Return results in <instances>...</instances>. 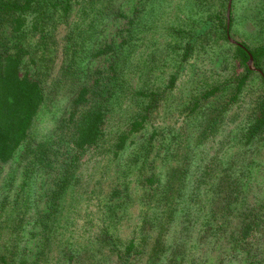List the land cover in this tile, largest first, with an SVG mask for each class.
Listing matches in <instances>:
<instances>
[{"label":"rangeland","instance_id":"1","mask_svg":"<svg viewBox=\"0 0 264 264\" xmlns=\"http://www.w3.org/2000/svg\"><path fill=\"white\" fill-rule=\"evenodd\" d=\"M233 1L230 38L250 48L264 44V0ZM224 6V0H75L68 15L45 7L44 40L32 30L37 12L23 17L13 37L4 25L0 41L22 43V68L44 93L28 142L0 164V255L10 264L24 258L32 264L39 251L34 264H65L69 254L72 264H119L116 254L132 239L142 251L132 250L125 264L243 263L222 230L224 192L237 185L231 229L264 208V141L248 145L242 137L263 86L252 73L230 104L245 70L219 23ZM83 85L106 117L100 140L77 151L69 143L70 113ZM214 87L218 92L204 99ZM121 135L127 140L116 153ZM149 177L158 179V192ZM246 249L258 259L264 241Z\"/></svg>","mask_w":264,"mask_h":264},{"label":"trees","instance_id":"2","mask_svg":"<svg viewBox=\"0 0 264 264\" xmlns=\"http://www.w3.org/2000/svg\"><path fill=\"white\" fill-rule=\"evenodd\" d=\"M74 1L75 0H0V31H6L4 25L8 26L10 27L9 31H12L13 37V35L23 28V17L37 12V15H41V18L36 17L37 21L33 23L32 30L39 32L41 38L44 40L45 35L43 29L46 24L43 21L42 13L45 11V7L47 5L50 6L52 11H54L56 7H60L63 15H68L72 7V2ZM227 3L228 0H224V4L227 5ZM234 7V1L231 0L230 13L227 18V6H224L223 12H225V15L223 16L222 23L219 22L222 24V32L228 42L230 41L227 37H230V32L233 31L234 27ZM213 17L221 21L218 9H214ZM262 18H264V15ZM8 44L9 43L5 40L0 41V164H7L10 162L15 157L20 147L28 142V135L30 134L29 131L32 127L34 118L44 103L42 84L37 78L33 77L28 70L22 68V53L24 52L22 43L13 39L11 46ZM233 46L239 63L244 67L245 72L236 79L235 91L230 99V104L239 99L249 75L252 73H257L259 75L263 86V91L258 97L257 104L249 116L247 127L242 132L245 144L250 145L264 141V44L250 48L243 42H237V44H233ZM188 50V47H186L184 57L187 56ZM249 57L252 58V66L257 69V71L248 68L247 61ZM174 81L175 78L172 76L169 81V88L173 87ZM218 90L219 87L212 88L203 98L208 99L213 97ZM88 92V87L83 85L78 89L77 95L73 98V107L77 111L75 113H70L72 134L69 143L71 144L72 150L82 151L95 145L103 134L102 126L106 117L104 104L101 101H93L91 99L92 96H89ZM137 94L144 96L142 93ZM83 103H85L84 106H81ZM80 106L83 107V109L78 111ZM194 107L197 108V104H195ZM143 120L134 121L132 123V132H138L143 127ZM126 140V135H121L119 137L115 145L116 153L124 148ZM39 148L37 150H39ZM170 178L171 177L167 179L164 188L166 191H169L171 187ZM147 183L151 189H153L154 187L152 186L157 183L158 192V179L155 183L154 179L149 177L147 178ZM113 194H115L114 191ZM224 194L226 202L222 217H225V220L228 221L225 226H222V230L225 232L226 237L230 239L231 242L233 241V245L238 247L239 252L241 251L243 253L244 260L242 264H264L263 253L258 255V259L256 256L251 258L249 250L246 249L248 244H258L264 241V208L259 206L255 214L245 217L246 219L241 222L240 226L231 229L229 227V218L233 216L232 212L236 208L235 205L231 207V204H235L239 198L237 185L234 184V187H227ZM102 233L106 238L105 246L112 248L107 241L108 238L113 237V235H111L107 229H104ZM141 240H144V236ZM134 249L135 251H142V244H137L135 239H132L124 246V251L121 254H116V260L119 264L128 263L127 256ZM39 253L40 251L37 252L33 258L34 263L39 260ZM109 253L114 254L111 252ZM75 258L74 255L69 254L66 257L65 264H72L75 262ZM77 260L76 262L78 263ZM19 263L31 264L26 258L21 259ZM0 264H10L5 255H0Z\"/></svg>","mask_w":264,"mask_h":264},{"label":"water","instance_id":"3","mask_svg":"<svg viewBox=\"0 0 264 264\" xmlns=\"http://www.w3.org/2000/svg\"><path fill=\"white\" fill-rule=\"evenodd\" d=\"M230 7H231V0H228V3H227V18L229 16V13H230ZM228 40L232 43V44H237V42H235L234 40H232L229 36L227 37ZM252 63H253V60L251 57H249V60L247 61V66L250 70H254V71H257V69H255L253 66H252Z\"/></svg>","mask_w":264,"mask_h":264}]
</instances>
